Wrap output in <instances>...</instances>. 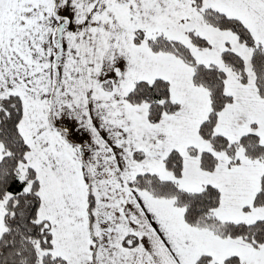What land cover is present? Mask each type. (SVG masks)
Wrapping results in <instances>:
<instances>
[{"label":"snow or ice","instance_id":"snow-or-ice-1","mask_svg":"<svg viewBox=\"0 0 264 264\" xmlns=\"http://www.w3.org/2000/svg\"><path fill=\"white\" fill-rule=\"evenodd\" d=\"M0 264H264V0H0Z\"/></svg>","mask_w":264,"mask_h":264}]
</instances>
